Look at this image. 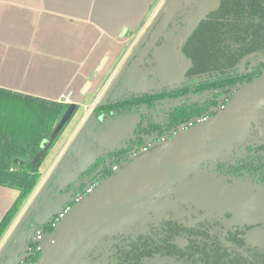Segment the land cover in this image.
Instances as JSON below:
<instances>
[{"label":"water","instance_id":"1","mask_svg":"<svg viewBox=\"0 0 264 264\" xmlns=\"http://www.w3.org/2000/svg\"><path fill=\"white\" fill-rule=\"evenodd\" d=\"M218 5L219 0H166L123 62L112 90L116 78L108 85V97L94 108L148 93L157 80L161 85L178 84L190 67L181 52L182 45ZM159 38L164 41L160 46ZM105 60H101L96 72ZM89 84L88 81L82 94ZM75 107L69 104L54 135L70 120ZM263 111L264 73L240 87L208 121L131 158L76 202L52 232H40L41 239L37 240L35 226L49 223L65 205L72 203L81 184L87 181L86 174L99 160L125 149L122 146H127V136L136 132L139 115L115 118L97 115L92 110L82 128L78 127L68 139L44 186L0 250V264H26L22 253L29 251V242L35 251L39 247L40 255L34 264H104L105 261L92 259L105 248L106 237L144 226L143 215L150 211L170 210L178 214L170 192L197 174L203 164L242 143L252 127L263 119ZM93 177L90 174L89 178Z\"/></svg>","mask_w":264,"mask_h":264},{"label":"trees","instance_id":"2","mask_svg":"<svg viewBox=\"0 0 264 264\" xmlns=\"http://www.w3.org/2000/svg\"><path fill=\"white\" fill-rule=\"evenodd\" d=\"M263 51L264 0H219L217 9L198 23L181 47L182 54L190 63L187 77L195 76L200 80L195 86L123 97L96 107L93 112L115 118L139 115L141 119V105L147 104L149 99L178 98V104L167 108L163 124L150 127V131L155 132L170 130L208 112L240 87L259 77L262 74L259 68L264 67V63L258 62L249 67L250 72L243 73L239 72L238 66L244 57ZM68 107L69 104L0 89V186L18 192L16 200L0 220V241L38 185L40 166L67 123L57 134L54 135L53 131ZM151 107L155 109L154 103ZM145 127L141 123L137 126L136 137L127 139V146L141 142L140 136H137L147 130ZM244 140L243 152L241 147H237L235 152L219 155L169 196L181 199L191 197V193L199 189L201 192L210 181L219 186V191L226 182L222 176L227 175L236 179L245 176L260 180L264 172V127L251 130ZM124 151L126 149L117 150L112 156ZM88 184L90 182H83L77 192L83 191ZM53 229L50 221L43 226H35L34 232L50 233ZM129 235L131 231L117 232L105 238L109 260L104 264H145L144 258L150 256V250L146 245L132 243L128 240ZM119 236L127 239L117 243L114 239ZM171 246L176 247L174 244ZM239 246L232 243L228 246L229 251L218 241L216 245L207 235H192L184 247L176 248L173 256L178 255L174 260L176 264H255L236 250ZM26 253V264H34L40 255L31 242Z\"/></svg>","mask_w":264,"mask_h":264},{"label":"crops","instance_id":"3","mask_svg":"<svg viewBox=\"0 0 264 264\" xmlns=\"http://www.w3.org/2000/svg\"><path fill=\"white\" fill-rule=\"evenodd\" d=\"M165 1L0 0V89L92 111ZM66 143L46 175L40 172L38 185L1 239L0 250L44 186ZM17 196L16 190L0 186V220Z\"/></svg>","mask_w":264,"mask_h":264},{"label":"flooded vegetation","instance_id":"4","mask_svg":"<svg viewBox=\"0 0 264 264\" xmlns=\"http://www.w3.org/2000/svg\"><path fill=\"white\" fill-rule=\"evenodd\" d=\"M182 27V25L179 27L180 29H178V32ZM163 43L164 41L159 38L157 45L160 46ZM165 44H168V42H165ZM243 62L244 64L242 66ZM258 62L264 63V51L253 53L241 59L238 66L239 72H250L249 67H254ZM259 69L263 74L264 67H260ZM188 71L189 69L178 84L161 85L157 80L156 84L151 86L148 90V93L157 94L164 90L176 89L182 86H195L200 80L195 76L188 78ZM190 90L191 88H189V91ZM231 97L232 95L228 96L208 112L180 123L176 127H172L170 130H162L161 132L150 131L151 125H162L163 116L166 113L167 108L172 107L174 104H178L179 100L178 98H172V100H169L164 97H153L151 100L149 99L147 104L141 105L143 115L137 125L139 126L141 123L142 126H146L145 128H147L143 134L141 133L137 136H140L141 142L138 144H132L131 146L123 145L122 147H125L126 151L116 156H109L104 160H99L97 165L86 174L84 180L87 178V181L85 182L91 183L93 180L101 182L114 174V168H121L124 164L130 161L133 155H137L140 151H143L144 149L150 151L155 146L171 140L174 135L180 134L200 123L208 121L215 116L219 110L225 107ZM150 103H154L155 109H152ZM260 127H264V111L263 119L258 124L254 125L251 130ZM147 136H152V138L149 141L144 142L143 137ZM135 137L136 135L134 133L128 135L127 139ZM244 139L242 143L235 145L232 151L225 153L235 152L237 147H241V151L243 152ZM211 161L203 164L199 172L191 175L189 180L202 172L203 169L206 168V164ZM263 173L261 174V179L258 181L246 178L245 176L237 179L228 175L222 176L226 182L222 184V188H220L219 191V186L215 185V182L213 181H210L209 184H207L208 186L204 185L203 189L205 192H209V194L200 192L199 189L194 193L193 197L187 196V198L181 199L175 195H171L170 199L177 204L178 214H175L170 210L166 212L151 211L149 217L145 218L146 223L144 226L137 225L132 228L128 240H131L134 244L146 245L147 249L150 250V256L144 258L143 262L145 264H176L174 260L178 255L173 256L176 248L184 247L187 243V239L192 235H207L214 243H216V245L218 241L223 247L227 248L230 244L237 243L240 246L239 249L236 250L242 253L243 256L247 257L249 261L254 262L255 264H264ZM90 174L94 175L93 179L89 178ZM219 178L217 180H219ZM238 188L240 190L242 189V191L251 190L252 192H261L262 201L255 204L252 202L248 203V201L238 200L239 198L236 193V191L239 190ZM78 192L81 193L82 191ZM239 210L246 214L242 219L237 216L240 214ZM256 210L260 213L259 215H256ZM252 236H255L256 239L251 240L250 237ZM124 239L127 238L119 236L114 240L117 243H122L124 242ZM171 244H174L176 247H172ZM154 246L160 247L155 249L153 248ZM228 250L230 251L229 248ZM106 251L107 248L98 251L97 256L93 257L92 260L107 262L109 258H107L108 255L106 254Z\"/></svg>","mask_w":264,"mask_h":264},{"label":"rangeland","instance_id":"5","mask_svg":"<svg viewBox=\"0 0 264 264\" xmlns=\"http://www.w3.org/2000/svg\"><path fill=\"white\" fill-rule=\"evenodd\" d=\"M129 35V34H128ZM131 53V52H130ZM128 54L131 55V54ZM128 56L126 57V59L128 58ZM125 59V60H126ZM118 73V72H117ZM118 76V75H117ZM116 78V80L113 82V84L111 85V88L110 90H112V87L114 85V83L117 81V78L118 77H114ZM113 78V79H114ZM107 89L108 87L104 90V92L100 95L99 98H97V101H96V105H99L101 103H103L106 98L108 97V94L107 93ZM90 112L91 111H88L87 112V109H84L82 107H79L77 108V110L73 113V115L71 116L70 120L67 122L65 128L63 129V131L59 134L58 138L55 140L54 144L51 146V148L48 150L47 154H46V157L44 158L41 166H40V172L42 173V177L43 175L45 174L46 175V170H47V167L49 166V164H51V162L53 161L55 155L57 154L58 150L66 143V141L70 138V136L75 132V130L78 129H81L82 126L86 123V121L89 119V116H90ZM81 119H84V121L82 122L81 126L79 125V122ZM152 138V136H147V137H143V141L144 142H147L149 141L150 139ZM64 152V151H63ZM63 154V153H62ZM61 154V155H62ZM239 189V188H238ZM174 190H177L176 188ZM172 192V191H171ZM170 192V193H171ZM201 192H205L204 189L201 190ZM207 194H209V192H205ZM237 193V197L239 198L238 200H241V201H248V203L252 202V203H259L261 202V195L262 193L261 192H252L251 190H247V191H242V189L240 190H237L236 191ZM194 194L191 193V197H193ZM224 197V196H223ZM241 198V199H240ZM207 199V198H206ZM258 206V205H257ZM260 210V209H259ZM151 212V211H150ZM239 213L237 216L238 218H243L244 214L242 211L239 210ZM256 215H259L260 213L257 212L256 210ZM241 215V216H240ZM141 217V215H140ZM149 217V214H145L143 215V218H148ZM146 220V219H145ZM251 240H255L256 237L255 236H252L250 237ZM259 239V238H258ZM105 245H106V240L103 242ZM26 251V250H25ZM24 251V253H22V256H26V252ZM4 253V251H3ZM93 261V260H92Z\"/></svg>","mask_w":264,"mask_h":264},{"label":"built area","instance_id":"6","mask_svg":"<svg viewBox=\"0 0 264 264\" xmlns=\"http://www.w3.org/2000/svg\"><path fill=\"white\" fill-rule=\"evenodd\" d=\"M68 98H69V95L66 96V100H68ZM145 151H146V149H144L143 151H140L138 154L143 153ZM137 155H133L131 158H133V157H135ZM119 168L120 167L114 168L115 169L114 171H116ZM99 183L100 182H98L97 180H93L84 191H82L81 193L78 192L77 194H75L74 195V201L72 203H69V204L65 205L63 207V209L51 220L52 226L55 227L58 224V222L60 221V219L63 218L64 215L67 214L72 209L73 205L76 202L81 201L83 199V197L85 195L89 194ZM35 238L37 240L41 239V233L37 232L36 235H35ZM36 248L39 251V247L37 246Z\"/></svg>","mask_w":264,"mask_h":264}]
</instances>
